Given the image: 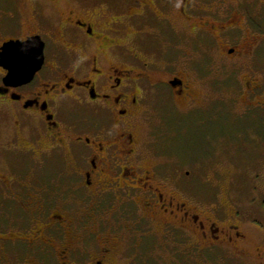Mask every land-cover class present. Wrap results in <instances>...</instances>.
<instances>
[{"label": "flooded vegetation", "instance_id": "flooded-vegetation-1", "mask_svg": "<svg viewBox=\"0 0 264 264\" xmlns=\"http://www.w3.org/2000/svg\"><path fill=\"white\" fill-rule=\"evenodd\" d=\"M9 1L11 10L0 0V264H155L129 251L131 239L156 238L145 230L153 222L166 264H264V238L244 233L224 206L184 196L220 180L148 167L144 154L161 134L181 133L173 118L152 123L153 111L194 114L201 95L226 82L250 95L244 114L264 110L254 76L264 0H71L62 10L61 0H30L29 15V0ZM34 36L44 57L30 76L32 50L3 47ZM188 39L227 70L194 62L178 46Z\"/></svg>", "mask_w": 264, "mask_h": 264}, {"label": "rangeland", "instance_id": "rangeland-1", "mask_svg": "<svg viewBox=\"0 0 264 264\" xmlns=\"http://www.w3.org/2000/svg\"><path fill=\"white\" fill-rule=\"evenodd\" d=\"M70 1L61 0L60 9L76 5L70 4L72 3ZM73 1L78 4L95 6L97 1L102 0ZM2 2L11 10L9 0H2ZM24 7V11L29 15L31 1H26ZM48 8L54 9L51 6ZM48 11L51 10L48 9ZM189 40L178 46H180L179 49H184L190 53L194 62H203L206 69L211 72L227 70L220 68L224 61L216 53L211 56L212 51L210 50L208 52L209 58L203 59L204 56L200 55L202 50H199V47L196 48L195 43ZM178 54L177 56H179ZM259 55L264 56V47H262ZM248 70L246 67L245 71ZM254 76L259 78L262 83L261 90L257 94V100L263 99L264 60L258 59ZM201 97L202 100H198V103L202 102V107L194 108L199 109L191 115L187 114V107L183 106L175 110L171 108L170 104L164 110L153 111L152 123L159 124L162 119L173 118V121H176V125L181 129V133L178 136H170L167 133L163 136L161 134V137L151 141L150 147L149 144L146 145L147 147H144L145 165L149 167L159 163L162 170H167L170 166L176 170H191L193 173H198L197 178L201 179L200 182H217L220 180L222 185H208L200 189H193L184 196L189 202L202 208L224 206L229 214L228 220L231 219L241 224L244 233L251 237L260 236L264 238V110L251 109L248 110L249 113L244 114L247 110L245 103L250 99V95L248 93L239 95L230 88L228 82L224 84L223 89H209ZM201 120L203 123L194 124V121ZM189 125L194 126L193 133L186 131ZM256 175H259L260 178L257 179L258 177H256L254 180ZM236 210L242 213L246 223L244 220L237 221V219L232 218L231 215ZM249 216L254 217L255 220L251 221L254 225L248 222ZM219 221L221 224L225 222L222 218ZM145 228L146 231L156 232V238H144L145 240H142L143 245L141 244L142 241L140 245H137L136 240L131 239L129 240L131 246L129 251L143 253L145 262L150 257L153 258L152 262L155 264H166L168 251L163 250L160 245L162 228L159 222L145 223ZM149 245L151 248L145 249L148 251L143 252V246ZM125 249L124 246L121 252H124ZM161 255L165 260L161 259ZM127 260V257H123L121 262H127ZM149 263L151 262L149 261Z\"/></svg>", "mask_w": 264, "mask_h": 264}, {"label": "water", "instance_id": "water-1", "mask_svg": "<svg viewBox=\"0 0 264 264\" xmlns=\"http://www.w3.org/2000/svg\"><path fill=\"white\" fill-rule=\"evenodd\" d=\"M26 49L31 51L32 50V55H27L24 57L26 58V63L29 65H32L33 68L32 70L29 72L30 76L33 75V73L40 67L42 61H43V50H44V43L41 42V39L39 36H34L31 37L28 41L24 42V43H18L15 41H10L8 43H6L3 47L4 50L8 51L7 53L11 55V51L12 49ZM37 50H40V55L37 53ZM22 57L19 58L20 62H21ZM25 60V59H24ZM13 74H9L8 78L12 77Z\"/></svg>", "mask_w": 264, "mask_h": 264}]
</instances>
